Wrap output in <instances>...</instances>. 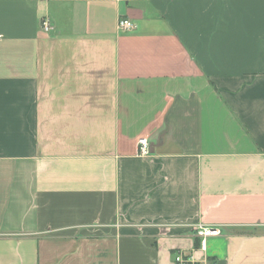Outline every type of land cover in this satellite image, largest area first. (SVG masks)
<instances>
[{
  "label": "crops",
  "instance_id": "obj_1",
  "mask_svg": "<svg viewBox=\"0 0 264 264\" xmlns=\"http://www.w3.org/2000/svg\"><path fill=\"white\" fill-rule=\"evenodd\" d=\"M177 253L264 264V0H0V264Z\"/></svg>",
  "mask_w": 264,
  "mask_h": 264
},
{
  "label": "built area",
  "instance_id": "obj_2",
  "mask_svg": "<svg viewBox=\"0 0 264 264\" xmlns=\"http://www.w3.org/2000/svg\"><path fill=\"white\" fill-rule=\"evenodd\" d=\"M40 29L43 32H49L51 27L47 19L40 21ZM134 29L133 23L126 19L120 18L117 22V30L122 33L130 32ZM150 142L146 138H140L137 141V155L143 158H148L151 154ZM197 236L201 238V245L203 247L205 239L208 237L215 236L218 232L214 228H206L203 226L197 227ZM174 264H194L189 258L184 257L181 253H177L173 256Z\"/></svg>",
  "mask_w": 264,
  "mask_h": 264
},
{
  "label": "trees",
  "instance_id": "obj_3",
  "mask_svg": "<svg viewBox=\"0 0 264 264\" xmlns=\"http://www.w3.org/2000/svg\"><path fill=\"white\" fill-rule=\"evenodd\" d=\"M243 233H244V232H243ZM250 234H251V233H250ZM194 245H195V247H196V246H199L200 243H198V242L195 241V242H194Z\"/></svg>",
  "mask_w": 264,
  "mask_h": 264
}]
</instances>
